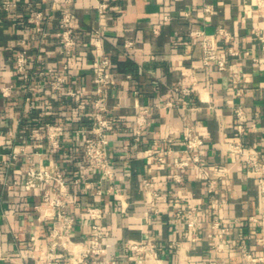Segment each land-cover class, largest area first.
I'll list each match as a JSON object with an SVG mask.
<instances>
[{
	"label": "crops",
	"instance_id": "1",
	"mask_svg": "<svg viewBox=\"0 0 264 264\" xmlns=\"http://www.w3.org/2000/svg\"><path fill=\"white\" fill-rule=\"evenodd\" d=\"M98 1L0 0V86L11 85L8 96L0 93V264H34L51 243L57 264H70L88 242L94 221L86 211L89 206L101 211L96 222L103 250L87 257V264H132L135 254L148 255L149 264H250L245 250L264 255L259 181L264 182V169L252 172L229 147L254 144L264 164V42L255 34L258 28L264 36V28L255 0H104V12L97 11ZM5 2L15 5L4 9ZM27 2L45 14L41 40L32 38L25 21ZM61 8L71 13L75 46L70 56L61 52L56 36ZM218 28L231 38L217 35ZM191 29L201 35L191 37ZM202 34L211 36L217 50L226 52L230 46L236 51L226 52L223 69L214 62L202 64ZM20 48L27 50L31 70L64 74L63 90L53 91L46 76L22 80L13 63ZM97 54L110 61V82L104 89V113L116 120L107 147L110 176L90 167L82 154L83 138L93 125ZM179 85L191 87L190 94L176 90ZM66 88L80 89L83 95L72 99ZM236 107L244 113L241 132ZM140 108L146 109V123L137 134L134 118ZM46 121L62 124L61 146L54 154L35 138ZM188 127L203 140L200 162L179 170L181 181L176 183L171 159L156 162L145 151L163 148L165 136L180 149ZM20 147L40 151L33 158L42 165L55 164L65 180L67 210L74 218L67 232L59 229L57 218L43 214L50 211L41 204L44 185L24 188V156L3 166L8 152ZM143 179L151 181L148 189ZM210 180L213 187L207 191ZM189 217L193 227L186 225ZM215 218L227 227L220 240L211 237ZM133 243L143 249H130Z\"/></svg>",
	"mask_w": 264,
	"mask_h": 264
},
{
	"label": "built area",
	"instance_id": "2",
	"mask_svg": "<svg viewBox=\"0 0 264 264\" xmlns=\"http://www.w3.org/2000/svg\"><path fill=\"white\" fill-rule=\"evenodd\" d=\"M47 2H53L55 0H46ZM72 0H62L66 5L70 4ZM257 15L261 18L264 28V0H255ZM13 2L2 3L4 9L14 6ZM27 11L25 14V21L31 26L34 38L36 35L39 36L40 40L45 34V29L43 27V22L45 20V14L40 9L32 4V2H27ZM108 3L104 0L98 1L96 8L98 12H104L107 8ZM57 30L56 36L59 38L60 50L65 55L70 56L72 50L75 46V39L72 35V24H71V13L67 8H61L59 10L58 20H57ZM188 34L191 37H195L197 34L201 35V32L196 29L189 30ZM216 34L225 38H231V35L224 28H218ZM256 36L264 42V36H262L256 28ZM24 43V40H20ZM97 45V44H95ZM130 42H125V46H129ZM201 48V61L204 66L208 65L210 62H214L217 69H223L225 67L226 52L230 54H235L236 51L232 47H227L225 51H219L213 46L211 36L202 34L200 39ZM14 68L20 78L26 82L31 81L35 76H46L48 78V83L50 88L55 92H60L64 88L66 82L64 74L59 71L52 70L50 68L31 70L30 60L25 48H20L14 54ZM43 65V61H40ZM110 65V61L107 57L102 55H96L93 62V125L91 133L83 138L82 142V154L88 165L92 168L98 169L103 175H111L109 170V156L107 154V147L109 144L110 132L115 127V119L109 118L104 113V89L110 82V77L108 75L107 69ZM67 67L66 63H63L62 69ZM232 75L236 77V70L233 71ZM28 86V85H27ZM26 86V88H27ZM176 90L184 95H189L191 87L186 85H179L175 87ZM11 85L0 86V93L2 96H8L10 94ZM27 90V89H26ZM66 94L68 97L75 99L83 95L82 90L66 88ZM25 100L29 99L26 94L24 96ZM235 117L237 118L236 129L238 132L242 131V124L244 121V113L241 108L236 107L234 110ZM146 109L140 108L134 118V129L138 134L140 130L145 126L146 123ZM62 131V124L59 122H49L46 121L43 125L42 134L36 135L35 138L44 141L46 143V151L50 154L56 153L61 142L58 139L60 132ZM137 139V135L135 136ZM165 144L163 148L160 149H147L145 155L150 157L156 162L163 163L168 158L171 159L172 166L175 171L172 172L171 178L179 183L181 181L179 170L184 167L200 162L199 149L203 144L202 138L194 132L190 127L186 128L182 136V147L178 150L173 148L172 138L170 136H165L161 139ZM229 150L234 153H238L246 165L250 168L252 172L260 174L264 169V164L259 160V154L256 146L254 144L243 148L239 143H233L230 145ZM36 155L40 157L41 152L34 150L33 152L26 151L24 147H20L18 150H12L3 158V166H9L10 162L18 160L21 156H24L26 160V170L24 175L23 186L25 189H31L38 187L40 184L44 185L41 194V204L48 208L50 211L44 212L43 214L52 215L57 218L60 222L59 229L67 232L73 225L74 218L67 210V203L69 198V192L65 186V180L62 178L60 171L57 170L55 164L42 165L40 162L35 160L33 156ZM260 189L264 192V182L260 179ZM54 185V190L50 189V185ZM142 184L144 188L148 189L152 183L148 179H143ZM213 187L212 181H208L206 184V190L211 191ZM99 190H97L98 192ZM153 196L156 192L152 193ZM214 205V202L211 203ZM39 208L38 205H35ZM192 210L197 209V206L192 207ZM90 218L94 221L91 224L90 233L88 236V242L86 247L79 252V257L72 259L70 264H87V257H95L101 254L103 248L100 245L98 235L99 227L96 222L98 218L101 217V211L96 206H89L86 209ZM186 225L188 227H193L194 219L192 217L187 219ZM211 228L215 231L211 233L213 239H221V236L227 231V227L222 225L218 218H215L211 222ZM56 232L50 233L51 236H55ZM210 235V234H209ZM220 245H216V250L220 249ZM130 249L142 250L143 246L141 244H130ZM150 254L152 249L149 250ZM147 253V252H146ZM149 254V253H148ZM246 260L250 264L257 262L264 263V255H255L252 252H243ZM151 256V255H150ZM149 256L135 254L132 258V264H149ZM34 264H57L56 256L54 253V243H51L48 251L43 255V257H38L34 259ZM208 264H217L213 261H209Z\"/></svg>",
	"mask_w": 264,
	"mask_h": 264
}]
</instances>
